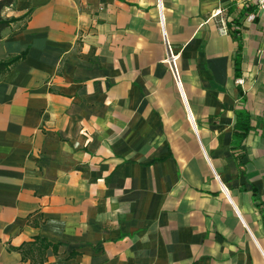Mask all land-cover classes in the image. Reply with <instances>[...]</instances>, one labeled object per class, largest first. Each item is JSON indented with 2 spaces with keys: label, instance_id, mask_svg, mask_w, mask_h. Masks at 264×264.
<instances>
[{
  "label": "crops",
  "instance_id": "obj_1",
  "mask_svg": "<svg viewBox=\"0 0 264 264\" xmlns=\"http://www.w3.org/2000/svg\"><path fill=\"white\" fill-rule=\"evenodd\" d=\"M1 17L0 264H264V15L14 0Z\"/></svg>",
  "mask_w": 264,
  "mask_h": 264
},
{
  "label": "trees",
  "instance_id": "obj_2",
  "mask_svg": "<svg viewBox=\"0 0 264 264\" xmlns=\"http://www.w3.org/2000/svg\"><path fill=\"white\" fill-rule=\"evenodd\" d=\"M13 1L14 0H0V36H1V32L10 25L9 20H5L1 17V12L4 8L11 6L13 4ZM16 60L17 59H12L8 61H0V77L6 74L10 70V68L16 62ZM235 66H236L235 72H236V75L238 76L239 62L237 61V59L235 62ZM249 119L250 118L246 113L242 111H238L237 116H236V121L233 127L232 143H231L232 145L231 149H232L234 159L237 165L240 164V161L243 157V153L241 151L242 143L244 139L246 138V136L248 135L249 131L251 130ZM256 194L257 193L253 191V196H254L253 203H254V206H256L259 209L262 220L264 222V211L261 206V202L258 199V196ZM36 242L39 244L40 247H43V248L45 247L44 241L42 239L38 238L36 239Z\"/></svg>",
  "mask_w": 264,
  "mask_h": 264
},
{
  "label": "built area",
  "instance_id": "obj_3",
  "mask_svg": "<svg viewBox=\"0 0 264 264\" xmlns=\"http://www.w3.org/2000/svg\"><path fill=\"white\" fill-rule=\"evenodd\" d=\"M240 3H243L246 6H251L255 8V11L261 13L262 15H264V0H238ZM221 14L222 11L221 10H217L213 13V19L216 22V24L219 27L220 31H223L224 33L226 32V27H225V22L224 20L221 18ZM249 21H253L255 18V14L251 13L248 17ZM162 18L160 15V24L161 27L163 29L162 26ZM167 45V55L168 58L166 60L170 71L172 72L173 78L175 80V82L179 84V74H178V66H177V61H178V56L175 55L171 49V47L168 45V43L166 42ZM237 84L242 85L243 84V80L239 79L236 81Z\"/></svg>",
  "mask_w": 264,
  "mask_h": 264
},
{
  "label": "rangeland",
  "instance_id": "obj_4",
  "mask_svg": "<svg viewBox=\"0 0 264 264\" xmlns=\"http://www.w3.org/2000/svg\"><path fill=\"white\" fill-rule=\"evenodd\" d=\"M171 73V72H170ZM171 77L173 78V76H172V73H171ZM173 80H174V78H173ZM175 81V80H174Z\"/></svg>",
  "mask_w": 264,
  "mask_h": 264
},
{
  "label": "water",
  "instance_id": "obj_5",
  "mask_svg": "<svg viewBox=\"0 0 264 264\" xmlns=\"http://www.w3.org/2000/svg\"><path fill=\"white\" fill-rule=\"evenodd\" d=\"M225 190V189H224ZM226 191V190H225Z\"/></svg>",
  "mask_w": 264,
  "mask_h": 264
}]
</instances>
